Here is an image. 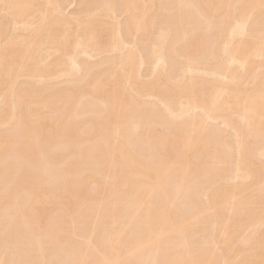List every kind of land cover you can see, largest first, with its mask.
<instances>
[{
  "label": "bare ground",
  "instance_id": "obj_1",
  "mask_svg": "<svg viewBox=\"0 0 264 264\" xmlns=\"http://www.w3.org/2000/svg\"><path fill=\"white\" fill-rule=\"evenodd\" d=\"M66 1L0 0V264H264V0Z\"/></svg>",
  "mask_w": 264,
  "mask_h": 264
},
{
  "label": "rangeland",
  "instance_id": "obj_2",
  "mask_svg": "<svg viewBox=\"0 0 264 264\" xmlns=\"http://www.w3.org/2000/svg\"><path fill=\"white\" fill-rule=\"evenodd\" d=\"M64 4H65V5H64V10H63V14H64L63 16H66L67 14H68V16H70L71 12H73V11H75V12H73L71 15H76V14H78V13L80 12V9H81L80 7H82V6H81L82 3H81L80 0H78V1H77V0H68V2L66 1ZM67 4H68V6H67ZM78 8H79V10H77ZM82 8H83V7H82ZM65 9H66V10H65ZM81 10H82V9H81ZM118 12H119V11H118ZM0 13H1V12H0ZM2 13H3V12H2ZM2 13L0 14V17H2L3 15H5V17L7 16L6 14H4V13L2 14ZM120 13H121V15H120ZM65 14H66V15H65ZM122 14H123V15H122ZM116 16H119V17H116L117 21H119V22H121V20L123 19L122 22H121V23L123 24V23L125 22L124 20H125L126 17H127V13H123L122 11H120L119 13H117ZM125 16H126V17H125ZM3 17H4V16H3ZM6 18H9V17H6ZM4 19H5V18H4ZM31 19H32V18H31ZM6 20H7V19H6ZM8 20H9V22H10L12 19L10 18V19H8ZM29 20H30V19H29ZM38 22H39V21H38ZM45 22H46V24L48 23V21H45ZM45 22H43V23L45 24ZM13 27H14V26L11 25V26L9 27L8 30H12L11 32H13V30H14ZM18 31L21 32V30H18ZM11 32L9 31V33H11ZM22 33H23V34H24V33H25V34H26V33L29 34V30H28V32H27V31H22ZM0 40H1V39H0ZM108 54H109V53H108ZM108 54H101V55H99V56H93V57H95V58L90 57L89 60L92 59L91 62H92V61H93V62H95V61L100 62V60L103 59V58L106 59V57L109 58V56H110V58H112L111 56H113V55H112V54L108 55ZM104 55H105V56H104ZM100 57H101V58H100ZM102 57H103V58H102ZM98 60H99V61H98ZM95 64H96V62H95ZM107 70H108V69H107ZM112 70H113V71H112ZM114 71H115L114 69H109V70L106 72L107 74L105 75L104 79H105V78L108 79V80H109V79H112L113 76H111V75H113V74L110 75V73H114ZM143 71H144V73H146V69H145V68H144ZM109 75H110L112 78H109ZM106 79H105V80H106ZM19 80H20V79H19ZM22 80H23V79L20 80V83H22ZM63 80H64V79H61V78L59 79V78H58V80L56 79V80H55L56 82L54 81V83H56V84H57V83H58V84H61V86H62V85H63V84H62V83H63ZM108 80H106V81H108ZM24 81H25V79H24ZM58 81H59V82H58ZM110 81H111V80H110ZM64 83H65V82H64ZM58 84H57V85H58ZM64 85H65V84H64ZM150 100H151V99H150ZM24 166H25V165H24ZM22 167H23V166H22ZM22 170H23V171H22ZM26 170H27V172H28L29 169H27V167L25 166L23 169H21V172L23 173V172L26 171ZM30 171H31V170H30ZM35 171H37V170H35ZM38 171H39V170H38ZM39 172H40V171H39ZM39 174H40V173H39ZM57 204H58V202H57ZM60 204H61V203H59V207L62 206V209H63L64 206H63V205H60ZM47 205H48V206L46 207V213H49V209H50V208H51V212H53L55 209L58 210V205L56 206L55 203L53 204V201L48 202ZM53 205H54V206H53ZM48 207H49V209H47ZM52 207H56V208H54L53 211H52ZM60 209H61V208H59V210H60ZM62 209H61V210H62ZM51 212H50V213H51ZM0 214H1V213H0ZM69 218H71V217L69 216ZM6 223H7V222H6ZM6 223H5V224H4V223L1 224V226H0V235H6V233L10 235V234H12L13 231L15 230V229H14V227H15L14 225H12V224H11V225H10V224H6ZM4 225H5V226H4ZM28 225H29V226H28ZM9 226L12 228V232H10V233H9V230H10L11 228H10ZM13 226H14V227H13ZM23 226H24V225H23ZM23 226H22V227H23ZM25 226H26V225H25ZM27 226L30 227L31 224H28V223H27ZM27 226H26V227H27ZM3 228H4V229H3ZM20 228H21V226H20ZM20 228H19V229H20ZM74 228H75V227H74ZM1 229H2L3 231H2ZM7 229H8V231H7ZM19 229H18V230H19ZM71 229H72V228H71ZM5 230H6V232H5ZM20 230H21V229H20ZM20 230H19V232H20ZM69 230H70V229H69ZM10 231H11V230H10ZM22 231H23V230H22ZM71 231H72V230H70V232H71ZM20 233H21V232H20ZM71 233H72V232H71ZM73 234H74V235H73ZM73 234L71 235L72 238H73V236L76 235L75 233H73ZM77 236H78V237L75 236V238H74L73 240H75V239H77V240L79 239L80 241H81V240H82V241L84 240V239H82V236H81V237H79V235H77ZM77 240H75V241H77ZM79 240H78V242H80ZM1 244H2V243H0V247H2ZM2 245H3V247H4V243H3ZM3 247H2V248H3ZM2 248L0 249V252L3 251ZM19 253H20V254H18V257L20 258L21 254H22L23 252H22V253L19 252ZM19 255H20V256H19ZM47 255L50 256L49 254H47ZM23 256H24V255H23ZM23 256H21V258H20L21 260H22ZM19 258H18V259H19ZM20 259H19V261H20ZM48 259H50V260L48 261ZM64 259H65V258H64ZM55 261H56L55 258L51 259L50 257H48V258H47V261H45L44 264H46V263H47V264H51V263L54 264ZM22 262H24V260H23ZM22 262H21V264H22ZM19 263H20V262H19ZM24 263H26V262H24ZM24 263H23V264H24Z\"/></svg>",
  "mask_w": 264,
  "mask_h": 264
}]
</instances>
